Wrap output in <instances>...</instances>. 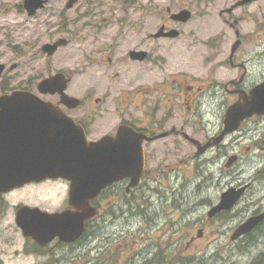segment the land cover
<instances>
[{
    "label": "flooded vegetation",
    "instance_id": "af4514ba",
    "mask_svg": "<svg viewBox=\"0 0 264 264\" xmlns=\"http://www.w3.org/2000/svg\"><path fill=\"white\" fill-rule=\"evenodd\" d=\"M90 22L92 41L84 45L80 87H71L70 73L54 72L69 79L65 92L74 99L65 102L55 92L40 94L41 100L61 112L63 120L54 127L68 141L80 138L86 151L104 137L115 138L122 127L138 134L142 175L134 187L123 177L84 202L72 200V182L63 177L18 180L1 188L0 264L192 263L184 250L198 252L202 261L217 248V238L210 236L227 233L220 225L235 216L244 219L228 230L230 242H218L220 248L261 241L254 236L264 232V219L235 239L232 234L246 219L264 213V112L243 118L233 130L225 120L229 107L243 102L241 94L264 82V40L249 49L255 34L236 20L222 21L227 27L222 33L198 27L192 34L183 33L188 21H159L155 31L138 39L131 21L113 31L101 26L107 21ZM174 28L179 33L168 36ZM132 51L143 52L142 58H132ZM218 176L227 179L219 192ZM42 185L56 190V199L42 200ZM229 188L243 189L231 208L210 216ZM141 202H148V212L136 209ZM90 207L92 215L81 219L77 235L71 234L77 228L62 227L66 234L41 240L42 212L85 214ZM137 218L151 231L145 246L134 250L121 235L117 243L108 241V231L115 234L117 225L132 236Z\"/></svg>",
    "mask_w": 264,
    "mask_h": 264
},
{
    "label": "water",
    "instance_id": "95a60500",
    "mask_svg": "<svg viewBox=\"0 0 264 264\" xmlns=\"http://www.w3.org/2000/svg\"><path fill=\"white\" fill-rule=\"evenodd\" d=\"M76 1L68 0L65 8H71ZM253 1L255 0H238L224 12L229 13ZM45 3L46 0H23L22 7L28 16H32ZM166 11L172 21L186 22L192 14L187 8L174 12L166 7ZM162 29L154 35H160ZM178 33V30L170 29L166 34L172 37ZM67 44L68 40L60 37L42 44L40 48L47 56H52L60 46ZM237 44H234V48ZM142 56L141 51L131 52L132 58ZM14 67L15 64L10 66ZM4 69L5 65L0 63V76ZM68 80L64 73L58 72L42 78L36 88L41 94L57 92L68 102L74 99L65 92ZM241 97L243 102L234 103L227 111L225 123L229 130H233L243 118L264 112V82L256 85L249 95L241 94ZM59 114L61 112L57 107L42 101L32 91L16 89L0 93V189L13 186L18 180L63 177L72 182V200L84 202L87 198L93 199L102 187L117 179L128 177L129 187L138 184L144 166L138 134L122 127L115 138L104 137L86 151L80 138L74 137L72 141H68L66 133L60 127H54L55 123L63 120L59 118ZM118 143L121 144L120 148ZM242 189L229 188L224 191L209 215L231 208ZM92 212L91 207L85 209V214L64 212L57 215L42 212L40 221L45 231L40 233V237L44 238L41 240L47 241L55 235L66 234L62 227L77 228V232L71 233L73 236L77 235L81 229V219L92 215ZM263 219L264 213L246 219L234 230L232 239L250 231Z\"/></svg>",
    "mask_w": 264,
    "mask_h": 264
},
{
    "label": "rangeland",
    "instance_id": "374dc122",
    "mask_svg": "<svg viewBox=\"0 0 264 264\" xmlns=\"http://www.w3.org/2000/svg\"><path fill=\"white\" fill-rule=\"evenodd\" d=\"M22 1L0 0V63L6 66L0 77V92L2 84L7 85L8 90L27 87L36 92L38 81L57 70L68 72L73 76L71 87H80L84 45L92 41L88 33L89 29L93 30L89 27L90 21H107L101 26L103 29L112 27V31L118 24H121L120 29H122L125 21H131L135 27L134 35L138 39L155 31L159 21H170L165 11L166 7H170L174 12L187 8L191 10L192 16L183 27L185 34L196 32L198 27L203 29V33H222L223 29L227 28L222 21L236 20L245 21L244 31L250 36L255 34L248 40L249 49L264 40V0H255L239 6L231 13H226L224 10L238 0H77L67 9L65 4L68 0H47L44 7L33 16L26 14ZM58 37H66L70 39V43L66 47H60L49 57L40 51L42 44L53 42ZM183 38L176 39V43L182 42ZM87 39L89 40L86 41ZM176 49L178 47L174 48L175 52ZM13 64L15 67L10 68ZM218 177H222L217 179L215 184L219 192L225 186L227 179L224 176ZM55 191L49 185H42L41 199H56L58 193ZM157 202L158 200H153V204ZM136 209L148 212V202L137 203ZM159 209L160 205L158 211ZM163 210L168 209L164 207ZM243 219L241 216L233 217L229 223L220 225L221 230L227 233L216 232L210 236L217 238V248L210 250L211 255H207L201 261L197 258L198 252L184 250L185 259L194 258V260L192 263L181 264H261L264 258V232L254 236L256 240L261 239L259 242L251 240L249 245L239 244L231 248L221 245L224 247L220 248L218 242H230L228 230ZM135 225L132 236L128 234L129 230L121 231L118 225L115 234H112L114 229H110L107 235L108 241H119L118 236L121 235L123 241L130 239L128 242L131 248L139 250L145 246L142 241L147 234L148 237L151 235V231L149 228L146 229L147 225L141 221V218L136 219ZM134 237L138 240L133 246L131 242ZM128 249L129 247L124 249L121 254L128 252Z\"/></svg>",
    "mask_w": 264,
    "mask_h": 264
},
{
    "label": "trees",
    "instance_id": "16d2710c",
    "mask_svg": "<svg viewBox=\"0 0 264 264\" xmlns=\"http://www.w3.org/2000/svg\"><path fill=\"white\" fill-rule=\"evenodd\" d=\"M21 88H26V87H21ZM1 91H8V86L2 84V85H1Z\"/></svg>",
    "mask_w": 264,
    "mask_h": 264
}]
</instances>
